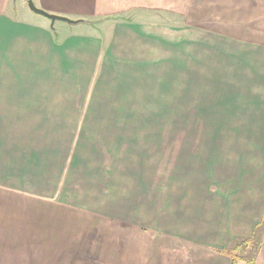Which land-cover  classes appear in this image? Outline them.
Instances as JSON below:
<instances>
[{
  "label": "crops",
  "instance_id": "crops-1",
  "mask_svg": "<svg viewBox=\"0 0 264 264\" xmlns=\"http://www.w3.org/2000/svg\"><path fill=\"white\" fill-rule=\"evenodd\" d=\"M31 1L76 22L32 15L27 0H19L21 20L12 0H0V264H232L227 252L251 238L255 251L235 254L234 264H264V27L209 35L223 40V48L207 45L202 53L221 80L208 82L203 100L197 81L189 92L182 83L168 85L170 74L177 79L183 70L179 0ZM190 66L201 70L198 60ZM91 85L94 94L83 97ZM202 102L228 121L209 163H189V179H100L96 184L110 188L128 185L116 186V197L124 196L109 207H96L103 199L85 171L72 179L60 167L116 163V149L48 143L71 134L56 121L181 119L184 105L202 112ZM184 183L193 184L189 197ZM155 184L168 186L162 193ZM91 227L94 241L84 254L78 231Z\"/></svg>",
  "mask_w": 264,
  "mask_h": 264
},
{
  "label": "rangeland",
  "instance_id": "rangeland-1",
  "mask_svg": "<svg viewBox=\"0 0 264 264\" xmlns=\"http://www.w3.org/2000/svg\"><path fill=\"white\" fill-rule=\"evenodd\" d=\"M173 2L175 3L172 0ZM12 4L16 6L17 18L24 19L20 10L22 8H19V0H12ZM179 4H182L183 7L179 8L183 14L178 19L183 28V70L181 73L177 71V79L170 74L168 85L174 86L177 82L182 83L185 92V90L188 91L189 88H186L192 81H197L199 86L204 87L199 88V99L206 100L208 82L213 84V82L220 81L221 78L218 77H221V73L217 75L216 71L214 76L213 72L208 71L207 57L202 53H205L207 45L213 46L215 49L223 48L221 38H211L209 35L218 36L225 31L229 35L237 37L239 36L237 34L241 32L262 29L264 27V0H179ZM24 7L28 11V8ZM30 13L37 15L33 12ZM259 17L263 19H259ZM56 23L64 24L59 20ZM260 26L262 28H258ZM177 31L180 33V30ZM246 36L247 34L244 35V37ZM192 50L197 51L198 56L185 55V52L188 53ZM197 60L201 70L191 72L190 65ZM217 60H222V57L216 55L215 64L219 63ZM59 91L63 95L62 88ZM81 91L83 97H90L94 94L95 88L92 85L86 86ZM186 99L188 101L190 97H184V100ZM202 103L204 107L202 112L196 111L195 113L189 110V105H184V116L181 119L56 121L59 123L56 128L60 132L70 130L71 134L68 137L58 134L50 136L48 143L96 144V146H102L104 150L106 148L108 151L116 149V152L113 153L116 163H83L87 166L85 169L82 167L73 168V164L76 163H64L67 167H60V171L64 169L66 175L71 176L72 179H77L80 172L82 174L85 171L89 177L86 182H90L88 185L94 184V187L99 189L97 193H100L103 199L98 201L96 207L99 208V204L103 208L109 207L111 201L124 196V193H119V198L116 197L117 193L114 194L116 186L118 188V186L127 187L128 185L126 183L115 184L114 188H110L111 182L103 185L96 184L100 179L115 182L116 177H119L118 181L120 182H139L146 179L158 181L160 176L169 178L176 175L189 179L191 176L189 163H209V158L215 155L213 150H218V147L223 143L222 128L227 126L228 121L226 122L223 118V111L220 108L211 107V112H209L208 102ZM168 107L169 112L175 111L174 105H168ZM213 128H219L217 130L219 135L214 134ZM38 138L40 142L44 143L47 142L48 137ZM112 152H106V154ZM218 155L220 156L221 153ZM93 165L97 167H90ZM92 168H97L94 174L89 173V169ZM191 185L193 186L191 183L182 184L183 197L191 195L187 190ZM102 186H104L103 189ZM152 186L156 187V191L164 193L165 186L168 185L155 184ZM71 187L72 189L76 188V193L79 192L77 184L71 183ZM117 191L120 190L117 189ZM100 194L97 196L98 198ZM87 215L89 223L92 219L91 222L94 225L98 224L95 218L97 216L94 213H87ZM72 216H78V214H72ZM89 229L92 231L84 229L81 232L78 231L79 237L76 245L81 244L80 250H85L84 254L89 252L88 245L92 244L95 237L93 228Z\"/></svg>",
  "mask_w": 264,
  "mask_h": 264
},
{
  "label": "trees",
  "instance_id": "trees-1",
  "mask_svg": "<svg viewBox=\"0 0 264 264\" xmlns=\"http://www.w3.org/2000/svg\"><path fill=\"white\" fill-rule=\"evenodd\" d=\"M260 226H264V219L262 220V222L260 223ZM256 245H257V243H255V241L253 240V238H251V239H249V240H246V241H242V242H240V243H238V244H236L234 247H232V249H230L228 252H227V254L229 255H231L232 256V264H234V261H235V258H236V256H235V254H241V252L245 249V248H247V247H252L253 248V250L255 249V247H256ZM255 251V250H254ZM238 255H237V257H238ZM247 264H253V259L251 258V259H249L248 261H247Z\"/></svg>",
  "mask_w": 264,
  "mask_h": 264
},
{
  "label": "water",
  "instance_id": "water-1",
  "mask_svg": "<svg viewBox=\"0 0 264 264\" xmlns=\"http://www.w3.org/2000/svg\"><path fill=\"white\" fill-rule=\"evenodd\" d=\"M27 6H28V8H29L30 11H32V12H34L36 14L43 15L44 17L50 19V21L52 23L55 20H62V21H66L68 23L76 22V21L69 20V19H67L65 17H60V16H56V15H53V14L46 13L45 11L37 8L31 0H27Z\"/></svg>",
  "mask_w": 264,
  "mask_h": 264
}]
</instances>
